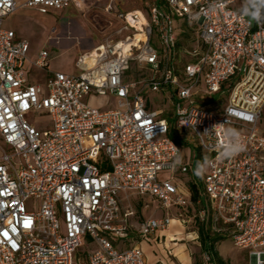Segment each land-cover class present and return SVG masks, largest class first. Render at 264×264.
Masks as SVG:
<instances>
[{"label":"built area","instance_id":"1","mask_svg":"<svg viewBox=\"0 0 264 264\" xmlns=\"http://www.w3.org/2000/svg\"><path fill=\"white\" fill-rule=\"evenodd\" d=\"M97 1L0 0V264H147L139 245L126 244L131 235L160 242L173 221L196 219L222 225L234 247L249 251V264H264V25L233 9L237 0H163L126 12L109 1L104 11L118 21L117 38L79 53L75 74L50 71L51 57L40 51L30 64L46 79L31 84L29 44L3 28L5 19ZM177 22L199 46L181 53ZM132 65L137 80L128 81ZM90 94L112 98L114 108L87 106ZM149 94L160 98L153 103ZM215 94L217 102L226 95L217 111ZM31 112L49 127L29 123ZM226 128L246 145L232 158L220 154ZM172 130L211 161L201 183L194 154L175 164L182 146ZM164 171L171 178L159 181ZM177 173L201 185L196 202ZM131 196L175 209L177 218L136 220Z\"/></svg>","mask_w":264,"mask_h":264},{"label":"rangeland","instance_id":"2","mask_svg":"<svg viewBox=\"0 0 264 264\" xmlns=\"http://www.w3.org/2000/svg\"><path fill=\"white\" fill-rule=\"evenodd\" d=\"M109 1H111L115 10L119 12L145 10L153 3H158L156 0H98L92 5L73 7L61 13L50 12L47 15H40L28 10H20L8 19H5L4 27L12 28L19 39L28 42L29 53L26 65H28L41 50H46L51 57L48 67L50 71L75 74L77 71L74 67V62L79 53L90 50L97 43H101L107 39L117 38L116 30L119 26L118 21L114 18L112 13L108 14L104 11V7ZM243 3L244 0H237L233 9H242ZM176 30L181 53L191 51L199 46L195 33L189 30L182 22L176 23ZM151 43L153 46L157 47L158 38L156 33L153 34ZM181 59L184 61L186 57ZM178 66H180V62H178ZM134 68L135 66L132 65L131 69L125 75L128 81L137 80ZM145 73L147 74V71H145ZM36 80L37 82H41V75H38ZM148 98L154 103L155 100L160 98V95L149 94ZM218 98L219 96L216 94L210 97V101H212V110L214 111L221 109L225 103L226 95L217 102ZM83 101L87 106L98 110L114 108L113 99L110 97H100L90 94L84 96ZM160 105L163 106V104ZM165 111H167L168 121L171 122L172 119L169 116V110L165 109ZM25 118L29 123H32L40 129H46L50 124L49 118L45 116L37 117L33 112L25 115ZM260 127V132L264 133V114H262ZM193 154L194 152L189 146L182 147V159H185L188 155L193 156ZM175 176V179L181 181L186 188H189L190 181L194 179L192 174L177 173ZM170 178V172L164 171L158 174L159 181ZM202 179V177L199 178V183H201ZM129 202L133 209L136 210V220H143L148 217L160 218L166 215L173 219L177 218V211L175 209L166 212L160 208L156 201L149 198L140 199L139 197L131 196ZM188 214L189 217L193 216L191 210L188 211ZM200 224L201 223L197 219L182 225H179L176 221L172 222L171 227L174 233L168 236V239L166 238L167 241H163L162 244L170 264H182L185 261L189 264H211L207 261V256L201 250L199 237L196 238V231ZM224 233L225 230L222 225L212 224V237H221V239L215 243V251L218 256L225 264H249V251L234 247L229 235ZM139 240L140 238L131 235L126 244L138 245L139 242H141V240ZM140 245L144 251V247L148 246L149 243L143 241ZM87 250L85 245L82 246L73 254L72 259L76 261L79 253L83 252L85 255ZM150 253L152 254L151 251ZM148 258L153 259V261L155 260L151 255H149Z\"/></svg>","mask_w":264,"mask_h":264},{"label":"clouds","instance_id":"3","mask_svg":"<svg viewBox=\"0 0 264 264\" xmlns=\"http://www.w3.org/2000/svg\"><path fill=\"white\" fill-rule=\"evenodd\" d=\"M241 12L243 15L249 17L250 22L255 21L258 25H264V0H244ZM230 111V110H226ZM223 124L215 125L212 131L206 130L201 135H207L214 132L216 128L223 127ZM224 142L221 147V156L224 158H232L243 152L246 149V145L240 138V133L235 129L224 130ZM182 163V158L178 155L175 164ZM211 161L207 156L202 161L196 162L194 174L198 177H202L210 166Z\"/></svg>","mask_w":264,"mask_h":264},{"label":"trees","instance_id":"4","mask_svg":"<svg viewBox=\"0 0 264 264\" xmlns=\"http://www.w3.org/2000/svg\"><path fill=\"white\" fill-rule=\"evenodd\" d=\"M158 2L157 4L162 5L163 0H156ZM172 123V121H171ZM175 133L173 130L170 133L171 137L175 138ZM175 141L182 147H185L184 143L180 139H176ZM194 158H193V163L196 165L197 161H200V154L197 150H194ZM201 188V185L198 184L195 185L194 183H191L189 185V190H190V198L193 202H196L199 194H198V189ZM200 226L198 227L196 233L198 234L199 240H200V246L201 250L204 254H206L209 259L211 264H225V262L218 256L217 252L215 251V243L221 239V237H212L211 234V223L210 220L208 219L207 222H200Z\"/></svg>","mask_w":264,"mask_h":264},{"label":"crops","instance_id":"5","mask_svg":"<svg viewBox=\"0 0 264 264\" xmlns=\"http://www.w3.org/2000/svg\"><path fill=\"white\" fill-rule=\"evenodd\" d=\"M18 11H20V10H18ZM18 11H16V12H18ZM28 11H30V10H28ZM15 12V13H16ZM30 12H34V11H30ZM14 13V14H15ZM34 13H36V12H34ZM12 16V15H11ZM8 19V18H7ZM3 28H6V27H4V22H3ZM6 29H11L12 30V28H6ZM14 31V30H13ZM15 32V31H14ZM16 34V33H15ZM16 37H17V35H16ZM17 39H19L18 37H17ZM42 51V50H41ZM37 57V56H36ZM35 57V58H36ZM34 58V59H35ZM33 59V60H34ZM32 60V61H33ZM31 61V62H32ZM51 61V60H50ZM25 69H26V73H27V76H28V80H29V82L31 83V84H37V83H39V84H41V83H43L44 81H45V79H46V73L44 72V71H41V70H39V69H36V68H34V67H32L31 66V64L29 63L28 65H26V63H25ZM40 76L41 75V78H42V81L41 82H37V80H36V77L37 76ZM37 82V83H36ZM172 225V224H171ZM171 229H168L166 232H164V233H161L159 236L160 237H162V239H161V241L160 242H157L156 241V239H150L149 241H146L147 243H149V245L148 246H146V247H144V253H146L145 254V256H146V262H147V264H155V263H157V261H161L162 262V264H170L169 262H168V259H167V253L163 250V241H167V239H168V236H170L172 233H174V231L172 230V227H170ZM167 238V239H166ZM172 240V239H171ZM140 241V240H139ZM141 242H143V241H141ZM141 242H139V246L140 247H142L141 245H140V243ZM165 245V244H164ZM175 245V244H174ZM162 248V249H161ZM149 249H150V251L152 252V254L150 253V251H149ZM165 253H166V255H165ZM149 255H151V257L152 258H154L155 260H157V261H153V259H150V258H148L149 257ZM157 257V258H156ZM182 264H189V263H187L186 261L184 262V263H182Z\"/></svg>","mask_w":264,"mask_h":264},{"label":"snow or ice","instance_id":"6","mask_svg":"<svg viewBox=\"0 0 264 264\" xmlns=\"http://www.w3.org/2000/svg\"><path fill=\"white\" fill-rule=\"evenodd\" d=\"M27 226V225H26Z\"/></svg>","mask_w":264,"mask_h":264}]
</instances>
